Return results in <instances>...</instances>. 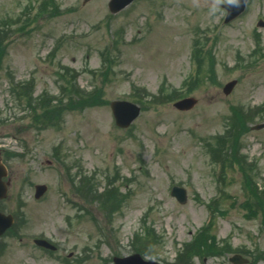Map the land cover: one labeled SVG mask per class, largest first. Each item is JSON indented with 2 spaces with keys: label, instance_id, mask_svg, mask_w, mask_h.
Here are the masks:
<instances>
[{
  "label": "rangeland",
  "instance_id": "rangeland-1",
  "mask_svg": "<svg viewBox=\"0 0 264 264\" xmlns=\"http://www.w3.org/2000/svg\"><path fill=\"white\" fill-rule=\"evenodd\" d=\"M44 1L0 0V149L11 181L0 209L16 217L0 264H114L138 251L165 264H232L234 254L264 264V127L252 128L264 123V0L228 24L231 0H136L116 15L109 0ZM64 71L78 108L56 98ZM189 95L192 109L174 106ZM26 98L57 106L55 125L33 124ZM115 99L142 106L130 128L116 125ZM236 156L243 166L220 174ZM39 183L49 186L42 201ZM174 185L187 189L185 204Z\"/></svg>",
  "mask_w": 264,
  "mask_h": 264
},
{
  "label": "water",
  "instance_id": "water-1",
  "mask_svg": "<svg viewBox=\"0 0 264 264\" xmlns=\"http://www.w3.org/2000/svg\"><path fill=\"white\" fill-rule=\"evenodd\" d=\"M131 1L132 0H111L109 6L112 12H118ZM245 1L246 0H236L235 2L229 4L228 6L232 7V6H235L236 4L237 5L244 4ZM235 84H236L235 80L228 83L227 86L225 87V91L229 93L232 90V88L235 86ZM196 103H197V100L195 98L187 97V98H184L178 101L175 105L179 109H190ZM111 105H112L114 114L116 116L117 122L121 126H128L140 113V107L131 102L117 100V101H113ZM262 127H264L263 124L258 125L256 128L259 129ZM5 174H6V169L0 163V198L5 197L7 194L6 183L2 181V176ZM46 189H47L46 185H37L36 196L37 197L41 196L46 191ZM173 195H176L177 198L183 203L187 201V194L184 188L175 187L173 189ZM3 216L4 215L0 213V218ZM5 218H6V221L2 225V229L0 230V232L3 230V228L4 229L7 228L12 223V216H8ZM115 260L117 264H160L154 261H145L142 259V257L139 254H135L133 256H129L125 258H116ZM231 260L234 261L236 264L248 262L247 259L242 258L240 255H235L234 257H232Z\"/></svg>",
  "mask_w": 264,
  "mask_h": 264
},
{
  "label": "trees",
  "instance_id": "trees-1",
  "mask_svg": "<svg viewBox=\"0 0 264 264\" xmlns=\"http://www.w3.org/2000/svg\"><path fill=\"white\" fill-rule=\"evenodd\" d=\"M92 98H96V97H92Z\"/></svg>",
  "mask_w": 264,
  "mask_h": 264
}]
</instances>
